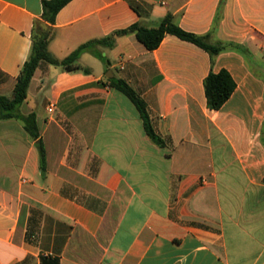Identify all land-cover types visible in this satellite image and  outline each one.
Here are the masks:
<instances>
[{
  "label": "crops",
  "instance_id": "obj_1",
  "mask_svg": "<svg viewBox=\"0 0 264 264\" xmlns=\"http://www.w3.org/2000/svg\"><path fill=\"white\" fill-rule=\"evenodd\" d=\"M41 2L0 0V95ZM167 15L224 49L165 34L148 50L128 31L79 56L87 73L37 67L19 112L35 114L43 170L23 122L0 118V264H264V0H70L48 49L61 59ZM222 69L235 89L212 110L203 80ZM108 78L142 97L163 145Z\"/></svg>",
  "mask_w": 264,
  "mask_h": 264
},
{
  "label": "trees",
  "instance_id": "obj_2",
  "mask_svg": "<svg viewBox=\"0 0 264 264\" xmlns=\"http://www.w3.org/2000/svg\"><path fill=\"white\" fill-rule=\"evenodd\" d=\"M70 0H42V13L39 20L34 22L31 33V50L27 60L23 63L20 73L10 96L0 95V118H16L23 122V127L28 135L36 140L39 150L40 167L44 169L45 151L42 140L39 138V131L35 120V114H21L19 106L27 97V89L35 70L41 63L59 66L65 71H83L89 72L88 68L82 67L77 60L83 52L90 51L95 55L101 56V52L94 51L98 46L111 47L113 36L125 34L133 31L135 37L148 50L155 49L161 42L165 34H172L182 40L189 41L205 49L209 54L215 55L224 49L225 44L210 43L206 35H197L192 32L183 30L172 20L171 15L165 16L157 27L147 28L134 23L126 29L114 32L111 35L91 39L80 44L76 49L67 56L59 59L51 54L48 44L53 37V28L51 24L55 21V16ZM49 23V24H46ZM229 45V44H228ZM233 45V44H230ZM109 86L123 93L135 105L139 111L145 132L158 145H163V140L155 133L148 117L145 101L142 97L123 79L108 78ZM204 92L206 96L207 107L212 110H218L231 96L235 89V82L229 72L222 69L218 72H209L203 80Z\"/></svg>",
  "mask_w": 264,
  "mask_h": 264
},
{
  "label": "built area",
  "instance_id": "obj_3",
  "mask_svg": "<svg viewBox=\"0 0 264 264\" xmlns=\"http://www.w3.org/2000/svg\"><path fill=\"white\" fill-rule=\"evenodd\" d=\"M260 46H261V49L264 51V34L261 37V45ZM52 109H53V106H49L48 110L52 111Z\"/></svg>",
  "mask_w": 264,
  "mask_h": 264
},
{
  "label": "water",
  "instance_id": "obj_4",
  "mask_svg": "<svg viewBox=\"0 0 264 264\" xmlns=\"http://www.w3.org/2000/svg\"><path fill=\"white\" fill-rule=\"evenodd\" d=\"M108 76H111V73H110V74H108Z\"/></svg>",
  "mask_w": 264,
  "mask_h": 264
}]
</instances>
